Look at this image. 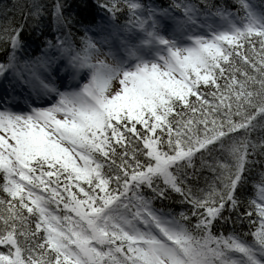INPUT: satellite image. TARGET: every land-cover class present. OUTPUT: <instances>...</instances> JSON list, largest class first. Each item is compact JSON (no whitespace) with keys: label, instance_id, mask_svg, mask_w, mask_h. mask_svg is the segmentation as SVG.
<instances>
[{"label":"snow or ice","instance_id":"snow-or-ice-1","mask_svg":"<svg viewBox=\"0 0 264 264\" xmlns=\"http://www.w3.org/2000/svg\"><path fill=\"white\" fill-rule=\"evenodd\" d=\"M50 7L0 5V264H264V8Z\"/></svg>","mask_w":264,"mask_h":264},{"label":"trees","instance_id":"trees-1","mask_svg":"<svg viewBox=\"0 0 264 264\" xmlns=\"http://www.w3.org/2000/svg\"><path fill=\"white\" fill-rule=\"evenodd\" d=\"M13 0H0V5L3 4H11ZM21 3H27L29 0H20ZM39 2L45 6L46 11L44 12L42 19L40 21V25L42 28H44L47 36L49 38H54L58 33L56 32V25L54 23L53 17L49 15V12L51 11V5L56 3V0H39ZM61 3L65 4V12L66 14H70L76 21L83 20L85 23L88 21H93L94 23H99L100 18L104 16V11L98 7L99 4H102L104 0H60ZM154 3L158 5H167L169 3V0H153ZM228 3H231V0H227ZM250 3H252L258 10L261 8H264V0H250ZM16 20H20L19 13H14ZM25 15H27V12H25ZM114 23L118 24H124L125 21L123 19L119 21H115ZM82 31V30H81ZM77 36L79 37V33H77ZM43 37L40 36L39 32H36L33 34L31 31L25 32V41L29 47V51L32 53L38 54V49L43 45ZM3 58V52H0V59ZM260 171L259 166L256 168V172L258 173ZM203 183V181H201ZM251 187V185H250ZM254 195V192H250L249 196ZM159 206V203H158ZM183 206L179 205L178 203L172 204V209L179 212L182 209ZM233 225L231 223H228L226 225L227 229H232ZM238 228H240V225H237ZM243 230L248 229V225L245 224L242 226ZM223 230V229H221Z\"/></svg>","mask_w":264,"mask_h":264},{"label":"rangeland","instance_id":"rangeland-1","mask_svg":"<svg viewBox=\"0 0 264 264\" xmlns=\"http://www.w3.org/2000/svg\"><path fill=\"white\" fill-rule=\"evenodd\" d=\"M4 95H5V90L3 89V87H0V104L3 103L2 98L4 97ZM20 106H22V104Z\"/></svg>","mask_w":264,"mask_h":264}]
</instances>
